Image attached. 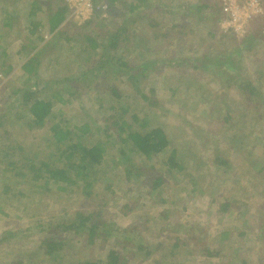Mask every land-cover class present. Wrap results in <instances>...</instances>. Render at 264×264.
Here are the masks:
<instances>
[{"label": "rangeland", "instance_id": "374dc122", "mask_svg": "<svg viewBox=\"0 0 264 264\" xmlns=\"http://www.w3.org/2000/svg\"><path fill=\"white\" fill-rule=\"evenodd\" d=\"M153 1L156 5L148 10L149 13L137 14L127 28L139 37L145 34V41L155 38L154 50L145 54V61L153 64L157 74L150 72L138 87H134L132 83H119L116 79L120 75L114 74L112 69L108 70L106 80L97 77L95 83L85 80L79 83L77 88L83 89V92H74L71 103L63 109L66 119L73 124L95 120L96 126H100L110 114V109L118 105L112 102L110 93L106 91V86L114 79L130 111L140 117L149 112L152 126L155 125L154 120L164 128L169 125L173 145L181 156L179 161L183 162L186 170L181 173L164 165L167 154L152 162L132 158L130 164L140 167L142 175H135L136 170L131 169V180L126 179L124 165L118 166L119 173L109 171L110 167H114L109 165L113 162L103 166V169L101 167L98 173L101 181L95 184L101 194L111 187L106 192L111 200H108L104 215L108 216L112 231L105 240L97 237L89 247H84L85 241L77 237L71 249L74 255L66 260L76 263L104 260L110 249L121 247L117 241L128 245L139 244V239H142L146 246L153 248L163 239L169 244L171 238L181 237L190 243V248L184 247L176 252L174 263L264 264V0H259L263 13L248 18L242 26V34L229 26L225 0ZM235 1L242 11V0ZM30 2L0 0V20L5 19L7 12L13 18L10 35L15 39H12V50H21L22 53V59L19 55H10L7 64L13 70L8 74L1 72L0 76V86L4 91H0V114H6L0 127V146L4 144L7 150L10 148L7 151L10 154L20 144L24 152L29 155L39 153L42 158L48 150V141L52 139L50 127L57 120H51L43 129L31 128L27 118L14 119L13 123L10 121V113L15 111L12 105L19 104V98L13 92L17 87L25 89L33 82L27 81V75L21 68L28 52L30 58L40 56L39 74L45 79L61 82L63 78L79 77L84 69L101 63L99 49L90 59L87 57L84 48L89 42L85 40V35L92 34L101 41L114 34L116 25L130 21L131 18L124 17L132 15L128 14L124 2L131 4L132 0L117 1L113 5L109 4V0V3H104L109 4L106 10L99 2L97 8L102 11L97 13L99 20L97 24L93 23L92 28L88 25L94 22L96 15L82 21L70 12L61 25L63 34L44 32L47 41L39 43L43 45L35 51H31L33 44L26 40V30L23 32ZM201 6L205 8L198 11ZM181 30L188 41L179 46L177 40ZM139 54V51L131 52L128 59L141 65L145 61L138 58ZM121 55L123 49L118 52V56ZM85 84L89 89L85 88ZM63 86L55 81L51 92L63 89ZM248 87L254 93L248 95ZM142 95L157 106H148L150 101H143ZM115 112L118 113V110L115 109ZM5 136L9 137L8 143ZM98 139L103 137L96 134L90 141ZM111 153L117 154L113 144ZM217 157H221L220 163ZM9 162L11 157L3 161L0 158V191L3 186H9L16 195L0 194V238L7 230H22V233L11 244L0 245V264H13L12 261L19 259L22 264H34L44 252L39 244L48 235L36 230L39 221H54L63 212L74 217L77 209L86 213L95 208L81 205L80 199L75 197H61L56 192L45 196L37 189L30 191L25 173L21 175L19 167L15 170L8 166ZM22 165L24 167L25 164ZM3 169H7V173ZM160 176L165 181L164 191L152 193L155 179ZM20 192L24 197H20ZM160 199L167 202L161 204ZM96 200L100 203L101 196H97ZM127 203L132 209L124 216L121 208ZM223 204H229L225 213L221 211ZM162 209L171 212V220L159 217ZM162 248L165 251L156 250L147 259L145 253L138 252L129 264H153L156 261L173 264L167 260L170 258L164 259L167 246ZM200 248L204 252L219 253V256L203 257L198 253ZM195 249L198 251L195 252Z\"/></svg>", "mask_w": 264, "mask_h": 264}, {"label": "trees", "instance_id": "16d2710c", "mask_svg": "<svg viewBox=\"0 0 264 264\" xmlns=\"http://www.w3.org/2000/svg\"><path fill=\"white\" fill-rule=\"evenodd\" d=\"M117 1L121 3L124 2V0H111V3H109V0H94L95 10L93 16L95 17L96 15V17L94 18V22H88V27L92 28L93 23L97 24L99 20V15L97 13L102 11V9L97 8L99 2L101 4L107 2L113 5ZM124 4L128 8V14L132 13L131 16L124 17L131 19L130 21L125 20L123 24L120 23L119 26L116 25L114 34L108 35V37L103 40L101 39V41L97 36L94 37L92 34L85 35V40L89 42V45L87 44V47L84 48L85 51H87V57L90 59L92 54L97 53L99 49L101 52V61L99 62L101 63L84 69L80 72L79 77L63 78L61 82L54 78L52 81V79L49 80L41 77L38 67L39 55H33V57L29 58L21 67L24 75H27V81L33 82L30 86L25 87V89L17 87L13 94L19 98L18 103L24 108L25 118H27L30 127L43 129L51 120L52 122L55 120L57 121L52 123L50 127L49 132L52 139L48 141V150H45V157L40 158L38 156L39 153H33L32 155H29L27 152L24 153L20 144H17L18 146L12 150L10 154L7 152L10 148H8V150L0 148V158L3 161L11 157V162H9L8 166L15 170L17 169L16 167H19L21 175L25 173V179L29 180L30 183V186L28 183L30 191L37 189L45 196L52 192H56L59 196L62 195L61 197L65 195L69 198L75 197V199H80L81 205L95 208L86 213L80 210L78 211L77 209L74 217L70 216L67 212H63L62 216L54 221L50 219L45 223L39 221L35 227L36 230L41 231V233L47 232L46 234L48 235L44 236L39 244L40 248L44 249V252L40 256V259L34 261V264H50L51 262L56 264H129L131 260L136 258L138 252L145 253V259H147L150 255L155 254L156 250L160 251L163 249V251H165L164 248H162L163 245L167 246V248H165L166 250L168 249V252L164 255V259L170 258L167 260L173 264H178L173 262L176 261V252L182 251L184 247L190 248V243L181 237L171 238V243L169 244L164 242L163 239L154 244L153 248L149 245L146 246L142 239H139V244L129 243L128 245L131 244L129 247L125 243L121 244L117 241V244L121 245V247L110 249L104 260L82 263L73 261L68 262L66 260V258L70 259L74 255L71 249L75 245V239L77 237L81 238L79 240L85 241L86 245H84V247H89L96 242L95 239L97 237L98 239L105 240L112 231V225L108 223V216L104 215L106 211L105 208L108 206V200H111L106 192L110 191L111 187L105 189L101 194L97 192L98 189L95 184L101 181L100 178H98L101 167V169H103V166L113 162V164L109 165H114L115 168L110 167L111 169H109V171L119 173L117 169L118 166L121 167L124 165L126 166V179L131 180L133 176L131 169L136 170L135 175L137 174L139 177L142 175L140 167L137 168L136 165L132 166L130 164V161H133L132 158L138 157L145 162H152L156 158L161 159L163 154H167L168 159L164 160V165L169 166L171 170L176 169L181 173L186 170L182 164L183 162L181 163V161H179L181 156L179 150L173 145V136L169 125H166L164 128L153 119L155 125L152 126L151 122L153 121L149 112L145 113L146 115L144 117H140L137 113L130 111V107L126 103V100L124 101L125 96L119 89V86L116 85L117 83H115L114 79L110 81L109 84L108 81H105L106 84H108L106 86V91L110 93L112 102L114 101L115 104L118 105L110 109V114L108 117L104 118L100 126H96L95 120H91V122L84 121L81 125H77L66 119L67 117L65 116L63 107L71 103L70 98L74 96V92H83V89L77 88V85L84 82V80L91 83H95L97 77L106 80L109 75L108 70L112 69L114 74L120 75L116 81H119V83H132L134 87H138L143 80L147 78L150 72L155 71L157 74L158 70L156 71L153 64L150 61H145V54L148 52L151 53L154 50H152V45L155 42V38L150 37L145 41V34L139 37L138 34L130 32L131 30L127 28L128 23L134 21L137 14L149 13L148 10L152 8L150 6V1L132 0L131 4L125 2ZM28 7L30 10L25 19L26 25L23 28V32L25 33L26 30V40H30V43L33 44L30 48L31 51L35 50L39 43L47 41L44 32H48L50 35L54 33L56 35L63 34V27H61V25L66 21L71 12L64 1L31 0ZM203 8L205 7L201 6L197 9L200 11ZM6 14L8 18L5 17L4 20H0L2 23H0V40H4L1 35V33H4L2 30L10 31L13 28V18L10 16L12 14L8 12ZM148 16L149 15L146 16L147 19ZM147 25L149 26L150 23L146 24V26ZM184 27L186 26L184 25ZM166 35L167 33H165V36ZM178 35L177 45L180 46L182 42L188 41L186 35L182 33V30L178 32ZM2 47L0 45L1 49ZM23 49H25V47ZM120 49H123V55L118 56ZM134 51H139L140 54L138 58L145 61L141 65H137L134 60L128 59L131 52ZM1 57L4 59L7 57L5 49H3V53H0V74L1 72L7 73L4 68L11 67L7 65V60L3 61ZM114 63L117 66H114ZM7 70L10 72L12 68ZM55 81L58 84L64 85L62 87L63 89L60 88V90L51 92V86ZM84 86L86 89H89L86 84ZM248 89V95L249 93H254L253 89L249 87ZM150 92L154 93L153 90ZM141 98L145 102L150 101L148 106H157V104H153L152 100L148 99L146 95H142ZM138 105H140V103H138ZM115 109L118 110V113L115 112ZM1 114L0 127L3 125V117L6 115ZM154 117L155 119L157 118L155 114L153 118ZM98 120L100 121V119ZM98 120L96 119L97 122ZM93 122L94 124H91ZM213 125L216 124L214 123ZM209 131L213 132L210 129ZM96 134H98L99 137L101 135L103 139H98L96 142L91 143L90 139H92V137L94 138ZM112 144L114 148H117L116 155L111 153ZM117 158L118 161H116ZM219 158L221 157H217L218 163L221 162ZM21 162L25 164L24 167ZM223 163L225 164V161H223ZM128 164L130 165L129 167H127ZM142 171H144V169ZM115 173L112 174L111 177L114 176ZM138 182L139 181H137V184L139 185ZM164 184L165 181L163 177L160 176L156 178L151 192L154 193L156 191L162 193V190L164 191V189H162ZM1 192L5 195L16 193L9 186H3L0 194ZM19 195L20 197H24L22 192H20ZM99 195L101 196L100 203H98L97 200L94 201ZM166 202L167 201L164 199H160L159 201L161 204ZM131 209V204L129 203L124 204L121 208L124 212V216H126ZM228 209L229 204H223L221 211L225 213ZM170 216L171 212H169V210L162 209L159 211V217L163 220H171L172 217ZM21 233L22 230L5 231L0 238V245L11 244V241ZM195 250V252L198 251V249ZM126 251L130 253L125 255L124 252ZM198 253L208 258L219 256V253H212L209 250L204 252L202 248L199 249ZM45 259H47L46 262H44ZM12 262L13 264H22L20 259ZM153 264L162 263L156 261Z\"/></svg>", "mask_w": 264, "mask_h": 264}, {"label": "built area", "instance_id": "2783aa9c", "mask_svg": "<svg viewBox=\"0 0 264 264\" xmlns=\"http://www.w3.org/2000/svg\"><path fill=\"white\" fill-rule=\"evenodd\" d=\"M64 2L71 12L82 19V21L88 20L94 15V0H64ZM235 2V0H225V11L229 15V26L233 27L237 33L242 34V26L247 19L262 14L263 9L259 0H242L244 4L242 11L237 8ZM101 8L106 10L107 5L103 4Z\"/></svg>", "mask_w": 264, "mask_h": 264}, {"label": "crops", "instance_id": "0c3cea01", "mask_svg": "<svg viewBox=\"0 0 264 264\" xmlns=\"http://www.w3.org/2000/svg\"><path fill=\"white\" fill-rule=\"evenodd\" d=\"M63 1V0H62ZM148 1H150V6L151 7H153V5H156L155 3H154V1L153 0H148ZM169 2H172V0H168ZM166 2H167V0H166ZM209 4H210V2H209ZM206 6H209L208 4H205ZM67 20V19H66ZM26 25V24H25ZM47 28V27H46ZM45 28V29H46ZM2 32H4V33H1V35H2V37L4 38V40H0V45H1V47H2V49L0 48V53H3V49H5L6 50V55H7V57L4 59V58H2L1 57V59L4 61V60H7V62H9V57H10V55H12V54H14V55H19V58H21L22 59V57L20 56L22 53H21V50H18V51H16V52H14L13 50H12V46H13V40L12 39H15V37H13V35H10V33L12 32V30H2ZM48 33V32H47ZM55 34V33H54ZM47 36V35H46ZM43 43H46V41L45 42H43ZM43 43H42V45H43ZM47 44H49V43H47ZM46 44V45H47ZM42 45L40 44V45H38L37 46V48L35 49V50H37V49H39L40 47H42ZM34 50V51H35ZM20 51V52H19ZM28 52V51H27ZM30 55L31 54H29V52H28V54H27V57L25 58V62H27V60H29V58H30ZM24 58V57H23ZM22 62H23V60H22ZM8 65V64H7ZM8 66H10L11 68H13L11 65H8ZM11 68H9V67H5V70L8 72V70L7 69H11ZM40 69V68H39ZM13 70V69H12ZM0 76H1V74H0ZM8 76H10V74L8 75ZM2 85V84H1ZM2 89V86H0V91H2V92H4L3 91V89ZM13 110H15V111H11V116H12V118L10 119V121H11V123H13L14 122V119H16L15 121H18L19 119L21 120V119H23V118H25V110H24V108L22 107V105H20V104H16V105H12V107H11ZM18 108L19 109H21V111L20 110H18ZM9 116V115H8ZM7 116V117H8ZM22 117V118H21ZM10 118V117H9ZM19 124V123H18ZM12 125V124H11ZM20 125V124H19ZM5 134H8V133H5ZM6 137V139H5V142H7L8 143V136H5ZM4 137V138H5ZM6 143V144H7ZM0 148H4V149H7V147L3 144L2 146H0ZM24 152V151H23ZM25 153V152H24ZM25 156V155H24ZM7 160V159H6ZM3 172L4 173H7V169H3Z\"/></svg>", "mask_w": 264, "mask_h": 264}]
</instances>
